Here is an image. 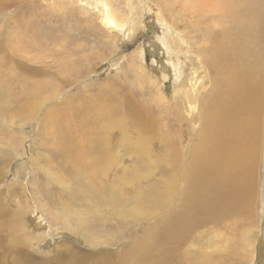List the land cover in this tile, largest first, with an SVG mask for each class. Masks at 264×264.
Masks as SVG:
<instances>
[{
	"label": "rangeland",
	"instance_id": "rangeland-1",
	"mask_svg": "<svg viewBox=\"0 0 264 264\" xmlns=\"http://www.w3.org/2000/svg\"><path fill=\"white\" fill-rule=\"evenodd\" d=\"M97 1L5 0L0 8L7 7L0 11V47L31 70L0 73V264H152L144 246L163 228L162 213L177 209L173 201L165 212L160 210L166 173L162 137L176 117L173 106L183 82L199 77L201 70L194 54H177V30L165 26L151 2L149 9L147 0H110L135 17L131 32L129 25L117 32L95 20L101 6ZM175 15L164 16L185 31L183 21L171 20ZM87 17L101 30L92 28ZM133 57L137 66L149 70L147 79L137 73L141 69L133 71ZM5 67L0 65V71ZM117 95L123 99L128 132L115 127L110 145L115 135L118 145L127 148L118 151V162L102 176L107 194L101 195L90 179L74 174L75 166L55 147L53 120L57 112H77L87 103L99 107L114 101L117 106ZM134 107L149 119L137 122L126 110ZM48 132L52 135L45 139ZM261 199L257 213L263 210ZM157 208L161 213L153 214ZM17 210L22 217L14 228ZM261 213L255 222L245 220L230 231L232 240L225 220L198 228L192 243L167 245L174 251L162 255L164 264H237L233 262L247 251L241 239L246 233L250 242L258 238L254 259L248 262L264 264ZM212 227L226 238L208 235ZM225 254L231 258L223 261Z\"/></svg>",
	"mask_w": 264,
	"mask_h": 264
},
{
	"label": "bare ground",
	"instance_id": "bare-ground-1",
	"mask_svg": "<svg viewBox=\"0 0 264 264\" xmlns=\"http://www.w3.org/2000/svg\"><path fill=\"white\" fill-rule=\"evenodd\" d=\"M4 1L0 0V8L6 5ZM150 2L165 26L177 30L179 37L173 40L177 42V54H194L198 70H201L199 77L189 79L188 84L184 81L178 93L175 92L178 94L174 97L177 104L173 106L176 117L162 137L166 173L162 179L165 185L160 210L165 212L173 201L177 209L171 214L162 213L163 228L155 231L152 242L144 247L151 252L150 263L164 264L167 259L162 255L174 251L167 245L177 248L180 244L192 243L190 239L202 226L220 225L222 219L225 220L226 235H229L235 227L245 225V220L254 219L255 222L261 213V210L257 213V202L261 197L260 218L264 219V0H147L148 8ZM98 3L101 6L95 20L100 19L107 30L122 32L127 25L129 32L133 30L131 24L135 17L132 13H122L110 0H99ZM172 11L178 16L171 20L183 21L185 31L166 21L164 15ZM87 20L92 28L101 30L93 26L97 24L93 19L87 17ZM171 46L169 49H173ZM3 51L0 47V65L6 67L0 73L5 69L9 73L15 69L22 72L30 67ZM132 60L133 71L141 69L137 73L147 79L149 70L139 63L137 66L134 57ZM160 97L167 99L164 95ZM94 99L93 95L91 100ZM122 100L117 95V106L114 101L111 104L102 102L99 107L87 103L77 112H57L53 120L58 137L57 140L54 137L55 147L75 166L74 174H83L90 179L94 191L101 195L107 194L101 185L102 176L118 162L117 156L125 147L118 145L120 138L115 135L114 146L110 145L115 127H125L128 132ZM126 110L137 122L138 119L140 123L149 119L136 107ZM78 114L82 115L81 119L73 120ZM144 116L147 117L142 121ZM51 133H46L45 139H49ZM125 136L127 138L129 133ZM141 142H145L144 139ZM160 210H153V214ZM233 213L240 214L238 219H228ZM21 217V211L17 210L14 228ZM228 224H231L230 229ZM27 225L29 227L30 223ZM209 230L208 235L218 236L221 240L226 238L213 227ZM229 236L232 240L233 236ZM13 239L17 240L16 237ZM241 239L247 251L243 258L239 257L233 263L250 264L247 259H254L257 235L252 242L248 233ZM247 245L252 247L247 248ZM226 257L229 255L225 254L223 261Z\"/></svg>",
	"mask_w": 264,
	"mask_h": 264
}]
</instances>
